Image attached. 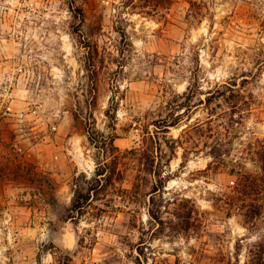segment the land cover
<instances>
[{"label": "rangeland", "instance_id": "rangeland-1", "mask_svg": "<svg viewBox=\"0 0 264 264\" xmlns=\"http://www.w3.org/2000/svg\"><path fill=\"white\" fill-rule=\"evenodd\" d=\"M142 5L0 0V264H246L264 237V0ZM89 132L128 191L67 221L111 159Z\"/></svg>", "mask_w": 264, "mask_h": 264}, {"label": "trees", "instance_id": "trees-1", "mask_svg": "<svg viewBox=\"0 0 264 264\" xmlns=\"http://www.w3.org/2000/svg\"><path fill=\"white\" fill-rule=\"evenodd\" d=\"M145 5H142V8H150L146 11H143V13L152 15V12H159V7L164 9H170V6L172 4V0H140ZM83 13V10H80ZM93 90V88H91ZM112 108L110 106V109L106 110V114L108 116H111ZM5 116L3 117V114H1L0 119L3 120ZM177 122H171L170 125H164V127L169 126H176ZM8 127V124L6 125ZM162 128V127H161ZM3 125L0 123V133H3ZM13 130V129H10ZM90 133V132H89ZM90 140L97 145L98 148L102 149L106 152L108 155L111 154V159H106L104 161H101L95 171V174L92 178L88 179L86 175L85 181L83 184L75 183L73 192V200L68 208V214L66 216L67 221H76L79 220L81 217H83L89 210V208L93 205V201L95 200H102L103 198H107L108 196H113L111 200H114V196L122 194H126L128 190L123 189L122 187H118L117 183H122L124 180V173L123 170L119 169V164L123 158V156L120 153V150L118 147L114 145V137H110L109 139L107 137H103L102 140L96 139L91 133L89 134ZM153 137H151V140ZM110 144L112 149L115 151L109 152L108 149H106L107 144ZM103 144V145H101ZM14 148V147H11ZM16 150V149H12ZM12 154V153H11ZM10 156L15 159L13 155ZM14 159H10L11 161H14ZM140 160H144L145 163L143 164L144 167H142L141 171L146 173H153L154 177L156 178V183H153L152 191L150 194H153L151 198V204L154 205L156 198L155 195L159 191H163L165 188V179L163 177V173H161L160 167H155V160L152 159V155L150 152L144 150L140 154ZM77 180V179H76ZM142 183L139 182L136 185V189L141 190ZM118 195V196H119ZM116 200V199H115ZM253 207V206H251ZM258 208V207H257ZM101 211H104V209H101ZM150 215L155 220H159L161 223L163 222L161 217V210L154 209V206H151L150 208ZM258 213H254L253 209H251L247 214L246 217L250 221H254L256 219ZM190 223L184 225L182 227V230L184 232H190L192 225H189ZM195 224H193V227ZM137 260L140 259L137 258ZM246 264H264V237L258 241L257 243L253 244L250 248L248 259Z\"/></svg>", "mask_w": 264, "mask_h": 264}]
</instances>
